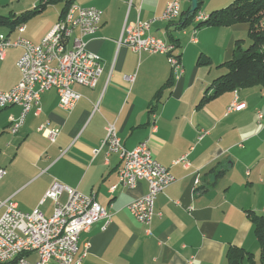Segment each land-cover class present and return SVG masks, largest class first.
Returning a JSON list of instances; mask_svg holds the SVG:
<instances>
[{"label": "crops", "instance_id": "0c3cea01", "mask_svg": "<svg viewBox=\"0 0 264 264\" xmlns=\"http://www.w3.org/2000/svg\"><path fill=\"white\" fill-rule=\"evenodd\" d=\"M171 1L78 0L79 6L102 13L100 31L87 38L88 50L103 66L97 86L75 85L82 98L71 112L60 108L55 90L45 93L16 134L10 125L20 119L21 108L0 111V166L6 170L0 202L31 213L57 182L93 195L109 213V220H99L81 235L77 258L83 264H229L231 247L252 255L254 261L244 264H259L251 218L264 216V129L257 119L258 112L264 115V89L241 88L201 104L213 92L214 81L227 73L224 64L233 58L248 27H208L193 36L196 21L184 30L178 28L179 19L154 21L149 33L169 43L168 34L174 37L184 70L168 85L173 77L168 56L139 54L119 42L125 26L160 18ZM233 1L204 0L201 14L208 17ZM180 2L181 13L191 7L190 0ZM39 3L32 1L20 11L11 2L2 10L21 15ZM50 7L24 24V38L42 42L61 16L62 10ZM2 28L0 34L12 40L20 35L17 29ZM21 55L20 48H11L0 59V91H10L20 81ZM125 77H134V82ZM233 103L245 108L229 112ZM111 124L126 150L149 140L154 158L176 178L158 195L150 225L139 223L128 209L148 192L146 181L111 191L122 168L120 158L102 148ZM42 126L60 130L54 143L39 131ZM67 200L62 192L58 201ZM54 207L48 199L41 209L51 217ZM4 211L0 207V218Z\"/></svg>", "mask_w": 264, "mask_h": 264}, {"label": "built area", "instance_id": "2783aa9c", "mask_svg": "<svg viewBox=\"0 0 264 264\" xmlns=\"http://www.w3.org/2000/svg\"><path fill=\"white\" fill-rule=\"evenodd\" d=\"M72 6L74 15H67L66 12L40 44H34L22 36L26 30L24 24L17 28L20 35L15 40L0 34L1 60L11 48L22 50L17 62L20 81L10 91H0V111L13 106L22 110L20 119L11 122L10 131L13 134L23 126L31 110L40 105L42 96L50 91L51 85H58L60 108L71 112L82 98L74 90V86L95 88L103 73L101 58L88 50L87 40L100 31L102 13L96 8H85L77 4ZM180 15L181 2L173 0L168 3L158 20L170 23L176 21ZM198 19H202L201 13L195 21ZM152 23L139 22L125 26L119 45L127 46L139 54L147 52L168 56L173 77L179 78L184 70L179 56L175 54L176 47L163 38L159 42L149 40ZM76 31L77 44L73 50H66L69 33ZM196 34L195 29L193 36ZM192 41L196 42L195 39ZM126 79L134 81V78ZM241 107L233 103L228 111H237ZM257 116L264 129V116L259 112ZM155 129L154 127V131ZM39 131L52 143L60 132L47 126H42ZM104 147L107 148L108 156L117 155L122 163L119 183L111 188L112 192L118 186L131 189L139 181L148 183V192L133 201L128 209L139 223L150 225L158 195L176 181L175 176L169 168L154 158L148 141L141 142L131 151L126 150L113 124L106 128V137L102 144V148ZM185 159L183 157L179 161ZM5 175L6 170L0 166V182ZM62 192H66L68 196L65 204L58 201ZM48 199L55 205L51 217H46L41 210V206ZM1 206L5 207V211L0 218V264H83L82 257L77 258L81 235L89 233L99 220L110 219L107 210L93 195H83L57 182L46 193L39 207L31 213L19 211L16 204L11 202H0ZM88 248L89 243L85 245V249ZM186 264L195 263L189 260Z\"/></svg>", "mask_w": 264, "mask_h": 264}, {"label": "trees", "instance_id": "16d2710c", "mask_svg": "<svg viewBox=\"0 0 264 264\" xmlns=\"http://www.w3.org/2000/svg\"><path fill=\"white\" fill-rule=\"evenodd\" d=\"M77 1L40 0L39 5L21 15L13 12L8 15L0 14V28L5 27L13 32L28 20L43 13L49 6L57 4L63 5L59 18L61 20L68 9L73 4H77ZM203 6L204 0H198L196 12L191 11L192 6L183 11L179 17L178 28L181 30L187 29L193 21L195 22ZM240 24L247 25L251 45L248 49L243 50L242 46L237 44L233 58L224 64L227 73L214 81L212 85L213 92L210 96L205 97L201 104L223 93L241 88L261 87L264 89V0H234L228 7L211 12L206 20L197 25V29L204 26L230 27ZM168 36L171 42H176L172 35L168 34ZM202 64H211V62L203 61ZM173 78L171 77L168 81V85L172 84ZM251 219L260 248L259 264H264V216L253 215ZM227 258L229 264H244L246 261L249 263L254 261L251 254L235 247L228 250Z\"/></svg>", "mask_w": 264, "mask_h": 264}, {"label": "rangeland", "instance_id": "374dc122", "mask_svg": "<svg viewBox=\"0 0 264 264\" xmlns=\"http://www.w3.org/2000/svg\"><path fill=\"white\" fill-rule=\"evenodd\" d=\"M32 1H35V0H0V8H1V10H0V14H2V15H6V14H8L9 12H7V11H3L2 10V8L3 7H5V6H7L8 5V3H11V2H13V4H9V6H11L12 7V5L13 6H15L16 8V10H20V11H22V10H25V9H27V7H29L30 5H31V3H32ZM79 2H80V0H79ZM172 2V1H171ZM78 5V4H77ZM168 5V4H167ZM62 7H63V5L62 4H57V5H54V7L52 6V7H50V10L52 9V8H58L60 11L62 10ZM22 9V10H21ZM201 11L202 12H205V8L204 7H202V9H201ZM208 18V17H207ZM179 19V18H178ZM177 19V20H178ZM154 21H159L158 19H156V20H153L152 22H154ZM200 22H202V21H199V23ZM58 23V22H57ZM56 23V24H57ZM198 23V22H197ZM205 28H208V27H202V28H200L201 30H203V29H205ZM0 29H3V28H0ZM195 30V29H194ZM193 30V31H194ZM197 30V32H198V29H196ZM4 31V30H3ZM193 31H192V35H193ZM76 33H77V31L75 32V36H76ZM161 38V37H160ZM164 39V38H163ZM242 40H240L239 41V44L242 46V48H243V50H246V49H248L249 47H250V45H251V41H250V39H249V35H248V33L246 34V37L245 38H241ZM167 41V40H166ZM168 42V41H167ZM169 43V42H168ZM171 44H173V43H171ZM174 45V44H173ZM130 78H134V77H130ZM100 79V78H99ZM125 80L126 81H128V82H130V83H132V82H134V81H131V80H127L126 79V77H125ZM99 81V80H98ZM81 100V99H80ZM79 100V101H80ZM78 101V102H79ZM78 104V103H77ZM77 106V105H76ZM75 106V107H76ZM239 106H242L239 110H237V111H241V110H243L244 108H245V104H239ZM2 111V110H1ZM258 115V114H257ZM257 119H258V116H257ZM259 122V121H258ZM261 125V124H260ZM262 127V126H261ZM59 130V129H58ZM60 131V130H59ZM146 141H148L149 142V140H146ZM150 146V145H149ZM136 200V199H135ZM134 200V201H135ZM1 203H9V202H1ZM15 204V203H14ZM2 207V206H1ZM39 207V206H38ZM154 207H155V205H154ZM42 210V209H41ZM34 211V210H33ZM43 211V210H42ZM93 227V226H92ZM92 229V228H91ZM91 231V230H90ZM78 251H79V247H78ZM78 254V253H77ZM32 259H35L34 257H32ZM257 261H259V255H257Z\"/></svg>", "mask_w": 264, "mask_h": 264}, {"label": "bare ground", "instance_id": "6f19581e", "mask_svg": "<svg viewBox=\"0 0 264 264\" xmlns=\"http://www.w3.org/2000/svg\"><path fill=\"white\" fill-rule=\"evenodd\" d=\"M67 15H74V6H72L71 8L68 9ZM206 19H207V17L202 15V19H198L197 22L199 23V21H204ZM74 33L75 32H70L68 38L66 39V50H73V47L77 44V34H76V36H74ZM149 40H152V42H159L160 37L154 36V35L149 33ZM176 50H175V52H176ZM51 90H55L56 92H58V85H51L50 91ZM259 113H261V112H259Z\"/></svg>", "mask_w": 264, "mask_h": 264}, {"label": "water", "instance_id": "95a60500", "mask_svg": "<svg viewBox=\"0 0 264 264\" xmlns=\"http://www.w3.org/2000/svg\"><path fill=\"white\" fill-rule=\"evenodd\" d=\"M191 1V11L196 12L198 9V0H190Z\"/></svg>", "mask_w": 264, "mask_h": 264}]
</instances>
